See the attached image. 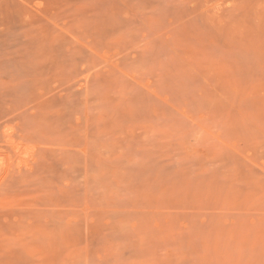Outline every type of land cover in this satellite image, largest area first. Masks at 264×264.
Returning a JSON list of instances; mask_svg holds the SVG:
<instances>
[{
    "label": "rangeland",
    "instance_id": "obj_1",
    "mask_svg": "<svg viewBox=\"0 0 264 264\" xmlns=\"http://www.w3.org/2000/svg\"><path fill=\"white\" fill-rule=\"evenodd\" d=\"M0 264H264V0H0Z\"/></svg>",
    "mask_w": 264,
    "mask_h": 264
}]
</instances>
